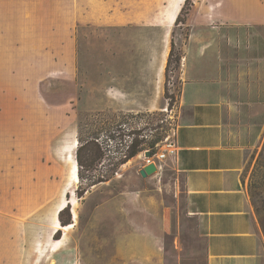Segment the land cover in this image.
Listing matches in <instances>:
<instances>
[{
    "label": "rangeland",
    "instance_id": "374dc122",
    "mask_svg": "<svg viewBox=\"0 0 264 264\" xmlns=\"http://www.w3.org/2000/svg\"><path fill=\"white\" fill-rule=\"evenodd\" d=\"M68 1L76 72L58 74L47 92L56 106L55 209L35 216L22 264H204L172 156L140 174L150 143L175 137L185 82L211 86L227 104L228 130L247 147L243 177L264 240V0ZM102 5L133 8L135 21L100 24ZM173 5L185 7L171 23ZM135 145L143 149L127 158ZM58 220L74 225L56 230Z\"/></svg>",
    "mask_w": 264,
    "mask_h": 264
},
{
    "label": "crops",
    "instance_id": "0c3cea01",
    "mask_svg": "<svg viewBox=\"0 0 264 264\" xmlns=\"http://www.w3.org/2000/svg\"><path fill=\"white\" fill-rule=\"evenodd\" d=\"M102 6L100 24L135 21L133 8ZM178 14L173 5L171 23ZM72 38L68 0H0V264H22L35 216L55 209L56 106L47 92L58 74L76 72ZM189 83L172 159L205 241L204 264H264L243 177L247 147L228 130L217 91Z\"/></svg>",
    "mask_w": 264,
    "mask_h": 264
},
{
    "label": "built area",
    "instance_id": "2783aa9c",
    "mask_svg": "<svg viewBox=\"0 0 264 264\" xmlns=\"http://www.w3.org/2000/svg\"><path fill=\"white\" fill-rule=\"evenodd\" d=\"M158 151L155 153H151L150 156L144 155L145 161L147 164L157 161H162L164 159H167L169 156H173L177 151V146L175 143V139H171L170 137H167L165 140L162 141V144H157ZM148 152V151H147ZM157 164V163H156ZM158 168H160V165H158Z\"/></svg>",
    "mask_w": 264,
    "mask_h": 264
},
{
    "label": "bare ground",
    "instance_id": "6f19581e",
    "mask_svg": "<svg viewBox=\"0 0 264 264\" xmlns=\"http://www.w3.org/2000/svg\"><path fill=\"white\" fill-rule=\"evenodd\" d=\"M173 18V17H172ZM73 159V158H72ZM71 176H72V179L73 181H78L79 180V166L78 164L76 163V161L73 159L72 160V167H71ZM69 203H72L71 201ZM66 202H64L60 207H59V210L62 211V209H64L66 207ZM69 205V204H68ZM74 211V210H73ZM74 214V217H76V214H75V211L73 212ZM74 224H69V225H65L63 226L62 224H60V221H56V230L59 229V228H63L64 230H68L69 228H71ZM54 243H56L57 245V241L54 240ZM58 247V245L54 248L56 249Z\"/></svg>",
    "mask_w": 264,
    "mask_h": 264
},
{
    "label": "trees",
    "instance_id": "16d2710c",
    "mask_svg": "<svg viewBox=\"0 0 264 264\" xmlns=\"http://www.w3.org/2000/svg\"><path fill=\"white\" fill-rule=\"evenodd\" d=\"M189 1L190 0H185V5L186 4H188L189 3ZM185 5L183 6V8H182V10H181V12H180V14L178 15V17H177V21L180 19V16H181V13H182V11L184 10V7H185ZM160 140H162V138H159V139H157V140H155V141H153V142H151L150 143V147L148 148L149 149V151L153 154V153H155L156 151H157V143L160 141ZM143 148H140V149H138L137 148V145H135L134 146V148H132L129 152H128V154H126V157L127 158H131V157H133V156H135L140 150H142ZM62 215V211L60 212V216ZM70 222L68 221V222H63V224L64 225H67V224H69Z\"/></svg>",
    "mask_w": 264,
    "mask_h": 264
},
{
    "label": "water",
    "instance_id": "95a60500",
    "mask_svg": "<svg viewBox=\"0 0 264 264\" xmlns=\"http://www.w3.org/2000/svg\"><path fill=\"white\" fill-rule=\"evenodd\" d=\"M146 155L147 156H150V152H146ZM158 171V166L155 162H152V163H149V164H146L143 168L140 169V174L143 176V177H147L151 174H154L155 172Z\"/></svg>",
    "mask_w": 264,
    "mask_h": 264
}]
</instances>
